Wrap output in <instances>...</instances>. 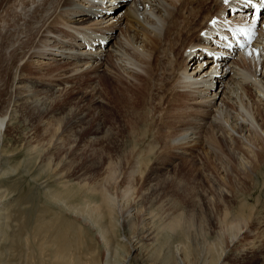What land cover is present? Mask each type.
<instances>
[{
	"label": "bare ground",
	"instance_id": "obj_1",
	"mask_svg": "<svg viewBox=\"0 0 264 264\" xmlns=\"http://www.w3.org/2000/svg\"><path fill=\"white\" fill-rule=\"evenodd\" d=\"M251 1L0 0V9L3 8L0 13H6L13 22L9 30L4 29L6 37L9 34L11 37L5 46H1L17 55L19 72L13 80L15 103L8 114L0 115V156L7 162L11 154L14 155L13 152L6 153L1 145L2 132L13 123L16 108L40 110L44 115V126L59 122L63 117L68 118L73 127L78 126L85 118V111L72 114L71 105L61 110L52 108L56 97L67 91L77 79L87 78L86 90L76 92L77 96L89 100V106L99 107L107 104L100 91L99 78L113 76L117 71L130 80L141 73V76H135V80L145 87L137 93L140 110L145 117L153 114L158 128L162 122L173 123V134L159 150H173L174 161L193 152L214 159L217 172L209 174L205 171L204 174L209 177L208 181L217 185L219 191L216 192L225 204L231 193L223 183L226 164L216 158L218 147L213 140L221 141L228 148L241 174L247 175L255 185L260 182L264 185V10L255 14L250 8L241 9L248 7ZM233 7H237V11H233ZM242 32L252 35L251 42L231 49L232 44L225 39L234 33L240 36ZM28 69L30 73L26 76ZM128 87L124 88L130 92ZM182 98L181 106L186 112L179 106ZM93 130L91 138L107 133L100 119ZM155 144L158 148V143ZM35 146L36 143L31 145V152ZM68 163L69 159L65 165L55 168L56 179L65 181ZM160 170L150 173L143 188L147 194L145 199H148L149 192L158 193ZM63 187L69 186L63 184ZM96 189L91 186L88 193L93 195ZM129 190H125L121 197L126 199ZM210 190L202 197L207 206L214 194ZM261 191L264 194V188ZM102 195L107 205L105 210L104 203L99 202L104 206L95 203L93 207L98 215L105 212L118 214L131 231L139 229L136 239L130 236L132 234L128 235L129 238L127 236L126 241L133 253H138L144 242H156L159 231L148 226L154 221L149 204L138 205L129 200L113 203L110 195ZM238 207L239 210L234 212L231 206L223 208L222 205L216 209L217 214L211 212L214 223L220 215L230 216L231 220L228 226L233 233L230 244L234 253L225 254L219 262L235 263L240 259L245 264H264V249L262 253H256L255 258H249L264 241V207L262 212H255L244 204ZM133 215H137L136 219L131 217ZM256 231L261 233L259 243ZM68 244L55 249L57 257L63 260V264H79L78 260L66 257L74 247L72 243ZM107 247L105 264H112V253ZM243 252L247 254L245 258L241 256ZM246 260L250 263L244 262ZM178 262L186 264L182 256Z\"/></svg>",
	"mask_w": 264,
	"mask_h": 264
},
{
	"label": "rangeland",
	"instance_id": "obj_2",
	"mask_svg": "<svg viewBox=\"0 0 264 264\" xmlns=\"http://www.w3.org/2000/svg\"><path fill=\"white\" fill-rule=\"evenodd\" d=\"M0 10L3 12V8ZM2 17L0 115H6L15 103L13 80L19 72L16 68L17 55L1 46H5L8 37H11L10 34L6 37L5 30L13 24L6 13ZM25 73L27 76L30 70ZM137 74L135 76L142 75ZM135 76L129 80L116 71L113 76L99 78L100 91L107 103L104 106H89V100L77 96L76 92L86 90L87 78L77 79L67 91L57 96L52 103L53 109L61 110L71 105L72 114L78 110L85 111L80 126L73 127V123L64 117L59 122L52 121L53 125L44 126V115L40 110L27 107L13 110L16 113L13 123L2 132L1 147L6 153L13 152L14 155L11 154L7 162L0 156V264H63L56 250L61 249L63 244L68 246V243L74 247L66 257L78 260L79 264H105L107 246L112 253V264H179L181 256L186 264H221L225 254L234 253L230 244L233 233L228 226L230 216L215 215L217 221L214 223L211 212L217 214L216 209L222 205L223 208L231 206L236 212L240 204L262 212L263 183L255 185L247 175L241 174L228 148L221 141L213 140L218 147L216 158L226 164L223 183L231 193L227 195L228 203L225 204L216 192L217 185L212 180L208 181L209 177L204 174L205 171L209 174L217 172L214 159L209 160L193 152L174 161L173 150H159L167 137L173 134V123L162 122L158 128L153 114L148 112L149 116H144L139 108L137 93L145 87L135 80ZM124 85H129L132 92H127ZM183 101L184 98L179 106L186 112L181 106ZM99 119L103 121L107 133L91 138L90 133ZM35 143L37 150L32 148L31 152V145ZM155 143H158V148ZM68 159L65 181L56 179L55 168L65 165ZM165 164L171 165L165 168ZM156 170L162 172L157 180L158 193L153 195L149 192L148 199H145L147 194L143 188L150 173ZM63 184L69 187L64 188ZM91 186L97 188L93 195L88 193ZM128 189V197H121ZM209 190L214 194L210 195L212 203L207 206L202 197ZM103 193L110 195L113 203L129 200L138 205L149 204L154 221L148 226L160 232L156 242H144L141 250L133 253L126 240L129 234L136 239L140 231H131L118 214L109 215L104 211L107 201H104ZM95 203L104 206L102 216L94 210ZM136 216L131 217L136 219ZM204 216L207 218L204 219ZM257 225L260 227L259 223ZM103 227H106L105 230ZM258 235L261 233L257 234L256 241L260 240ZM262 249L264 241L249 258H255L256 253L263 252ZM243 253L241 256L245 258L247 254ZM248 261L244 262L250 263ZM232 263L245 264L240 259L227 264Z\"/></svg>",
	"mask_w": 264,
	"mask_h": 264
}]
</instances>
